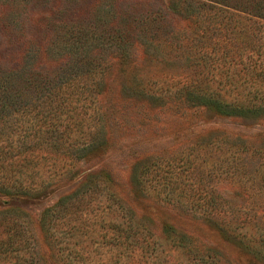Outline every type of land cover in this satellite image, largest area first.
Instances as JSON below:
<instances>
[{"label":"rangeland","instance_id":"1","mask_svg":"<svg viewBox=\"0 0 264 264\" xmlns=\"http://www.w3.org/2000/svg\"><path fill=\"white\" fill-rule=\"evenodd\" d=\"M177 3L0 0V76L5 72L18 76L19 100L27 102L30 114L24 118L13 113L0 129L13 132L11 138L18 143L30 142L23 136L25 130L35 128L33 121L48 108L60 104L68 111L66 98L75 100L73 106L82 104L81 98H96L99 108L81 117L86 126L91 120L103 126L101 138L107 144L77 164L75 179L61 184L53 179L40 198L14 201L0 194V207L5 200L17 206L39 232L45 208L66 194H78L75 187L87 174L108 176L117 196L98 192L89 198L84 233L66 236L65 253L78 252L68 264H197L188 248H178L160 235L164 222L196 241L201 251H220L216 262L207 264H264V173L239 170L234 175L237 183L224 179L225 154L204 144L211 135L223 133L264 146V118L245 125L241 119L222 118L176 100L185 84L210 77L205 53L201 57L196 48L212 55L217 52L209 46L206 24L187 18L182 3ZM113 38L123 47L120 53L111 46ZM92 79L102 85L84 87L83 82L91 84ZM249 161L256 166L258 160ZM148 165L146 187H133V174ZM45 176L42 169L38 180ZM168 192L170 203L164 200ZM123 204L150 226L153 233L146 234L158 242L157 249L119 257L106 245L109 221L123 218ZM209 208L215 209L216 220L229 221L237 232L247 233L249 242L223 231L221 222L205 221L203 210L210 212Z\"/></svg>","mask_w":264,"mask_h":264},{"label":"trees","instance_id":"2","mask_svg":"<svg viewBox=\"0 0 264 264\" xmlns=\"http://www.w3.org/2000/svg\"><path fill=\"white\" fill-rule=\"evenodd\" d=\"M180 2L181 10L187 18L192 21L195 18L196 21L206 24L204 29L209 31L211 39L209 46L217 52L212 55L211 51L204 52V48H196L202 54L201 57L205 53V64H209L210 77L185 84L175 97L176 100L203 107L222 118L241 119L245 125L258 123L260 118H264V0H178V6ZM111 46L119 53L123 49L117 44V38H113ZM123 53L126 55L127 52ZM18 79V76L10 72L0 76V87H3V93L0 95L1 126L7 118L11 119L15 112L21 113L24 118H30L28 109L26 110L27 102L19 100L22 94L16 85ZM89 82L85 80L84 87L94 89L102 85L99 80L92 79L91 84ZM94 99L96 100L84 97L79 100L82 104L73 106L75 100L68 98L67 101L66 98L64 104L68 111L59 104L48 108L46 113L39 114L32 124L35 128L25 130L23 135L32 139L30 142L22 140L18 143L11 138L13 132L9 130L4 133L1 130L4 128L0 129L1 195L14 201L20 198H40L48 193V185L52 184L53 179L55 182L59 179L56 183L61 184L79 175L77 164L89 159L107 144L105 137L101 138L103 126L93 123L94 120H91L90 126H86L81 117L99 109ZM92 118L96 119L95 116ZM32 135L36 139L31 137ZM212 136L204 144L225 154L227 163L222 171L224 179H234L237 183L234 175L239 173V170L250 169L264 173V146H257L240 136L223 133ZM250 158L258 160L256 166L248 164ZM149 167L150 165L145 166L139 173L133 174V187H146ZM42 169L46 172V179L39 181L38 174H41ZM81 181L75 187H78V194H66L53 206L43 210L38 223L39 232L26 212L10 205L7 200L2 203L0 264H68V259L73 253L78 255L73 249L65 253L68 249L65 248L66 236L71 238L84 233L83 228L87 227L89 219L86 212L89 198L98 192H106L111 198L117 196L106 175L87 174ZM157 193H160V190ZM182 195L183 193L180 196ZM168 196L169 198L164 200L170 203L173 198L169 192ZM207 196L209 198V195ZM115 202L118 204L120 200ZM120 207L126 213L122 219L116 217L109 221L111 234L104 240L106 245L117 250L115 256H133L132 253H149L157 249L154 245L158 242L146 234L152 230L143 218H139L131 207L124 204ZM209 210L210 212L203 210L202 217L205 221L221 222L219 225L223 231L234 232V236L237 237L238 234L242 237L241 241L249 242L247 233L237 232L229 221L227 223L216 220L213 218L215 209ZM160 235L170 239L178 248H188L197 264L213 263L219 257L220 251L213 248L201 251L196 241L170 223L164 222ZM47 247L48 249H44Z\"/></svg>","mask_w":264,"mask_h":264}]
</instances>
